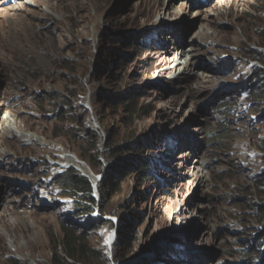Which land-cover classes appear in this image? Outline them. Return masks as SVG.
I'll return each instance as SVG.
<instances>
[{
  "label": "rangeland",
  "instance_id": "obj_1",
  "mask_svg": "<svg viewBox=\"0 0 264 264\" xmlns=\"http://www.w3.org/2000/svg\"><path fill=\"white\" fill-rule=\"evenodd\" d=\"M218 1L156 15L141 0H0L13 19L0 27V127L17 134L0 135V213H14L0 264H264V0H225L230 20ZM198 78L216 82L201 91ZM70 170L94 181L102 214L63 191ZM67 228L84 240L76 260Z\"/></svg>",
  "mask_w": 264,
  "mask_h": 264
},
{
  "label": "trees",
  "instance_id": "obj_2",
  "mask_svg": "<svg viewBox=\"0 0 264 264\" xmlns=\"http://www.w3.org/2000/svg\"><path fill=\"white\" fill-rule=\"evenodd\" d=\"M264 55V54H263ZM260 62L263 63L264 65V58L262 60H259ZM257 81L260 84V89H257V97L259 98V100L264 101V70L261 71V73L258 75L257 77ZM253 88V87H252ZM256 91L254 90V93ZM114 98H110L109 100H111V102L113 101ZM96 134V133H95ZM92 137V136H91ZM97 135H95V137L91 138L92 140V144L88 149V156L93 160V162L95 163V165H97V167H99V161H98V156L95 155V153H97V150L94 148L95 144H97L98 140H97ZM115 150V148H113ZM96 150V151H95ZM125 170L128 169V167L130 166L127 159L125 160ZM142 165H140V168H143V163H141ZM112 177V176H111ZM110 177V179H111ZM61 183L63 186V191L66 192L68 194V196L76 201H83L84 199L88 200L89 204L92 206L90 209L89 208H85L84 207V211H86V213H95L96 211H98V209H100L99 206V202L97 201V198L95 197L96 194V186L94 187L93 182L86 178L85 176H83L82 174H80L77 171L74 170H70L67 171L64 175H62L61 177ZM110 183V181L108 182V184ZM105 186H108L105 183ZM114 190L112 189V192ZM109 193L106 192V194H104L105 200H110V198L114 195H111L109 198ZM104 207V206H103ZM103 207L101 209H103ZM101 209L100 212H101ZM66 234H67V240H65V257L64 260L66 259H78L80 257H82V255L84 254V247L82 248L81 245H83V238L82 236H80L78 234L77 231L71 229V228H67L66 229ZM66 253L68 254V256H66Z\"/></svg>",
  "mask_w": 264,
  "mask_h": 264
},
{
  "label": "bare ground",
  "instance_id": "obj_3",
  "mask_svg": "<svg viewBox=\"0 0 264 264\" xmlns=\"http://www.w3.org/2000/svg\"><path fill=\"white\" fill-rule=\"evenodd\" d=\"M149 2V3H151L152 4V6H153V8H154V11L156 12V15H158V14H160L161 12H163V11H168V9H170L171 8V6H172V4H173V2L175 1V0H171L170 1V3H165V1L164 0H141V3L140 4H143V2ZM235 2V1H234ZM227 5V1H225L224 0V2H216V4L212 7V10L213 11H215L216 13H217V15H218V17H220L221 19H225V20H230V18L232 19V17L234 18V17H237V15L238 14H235L233 11H231V9L229 8L230 6H232V3L229 5V7H225ZM139 7V6H138ZM85 9V8H84ZM2 12V11H1ZM141 13V12H140ZM142 13H143V11H142ZM200 13H202V12H200ZM199 13V15H200V18L202 19V21H203V25H206V27H213L212 25H213V20L212 19H208V18H206L205 16H203L202 14H200ZM205 13V12H204ZM6 14V15H5ZM11 16H13V15H11ZM7 18V19H9V20H11V17H10V15H8L6 12L3 14V15H1L0 16V21H2L3 20V22H2V24H0V27H2L3 26V28H5L6 27V23L4 22V18ZM16 18V17H15ZM89 18H91L92 19V15H90L89 16ZM13 20V19H12ZM11 20V21H12ZM7 22V21H6ZM239 22V21H238ZM18 26V27H17ZM17 26L16 25H14V27L13 28H15V29H17V30H20L21 29V27H20V25H19V23H17ZM14 29V30H15ZM1 30V29H0ZM26 30V29H25ZM23 31V30H22ZM2 32H3V30L2 31H0V39H2L3 38V36H2ZM160 32V31H159ZM200 37H201V39L204 41V42H206V44H207V41H211L212 40V43H213V41H217V39H218V37L215 35L214 36V34H208L206 31H204V30H202V32L200 33ZM226 38H227V36H225ZM6 38H8L7 36H6ZM21 39V38H20ZM224 40V39H223ZM222 40V41H223ZM1 41V40H0ZM220 41V40H219ZM229 41V40H228ZM4 42V41H3ZM12 43V42H11ZM218 43V42H217ZM5 44V43H4ZM5 46V45H4ZM16 46V45H15ZM214 47V46H213ZM13 48V47H12ZM10 49V48H9ZM17 49V48H16ZM210 50L211 51H213L214 53H216V54H218V53H221L222 51H220V50H218V49H216V50H213V49H211L210 48ZM167 52V54H169V53H172L171 52V50H168V51H166ZM180 55V54H179ZM220 55V54H219ZM169 59L168 58H165L164 60H162V62H161V64H160V66H162V65H165V64H169ZM221 64H223V63H221ZM236 65V64H235ZM229 66H230V64H229ZM223 67V66H222ZM225 67V66H224ZM223 67V68H224ZM198 83H199V86H200V89L199 90H201V91H204L206 88H208V87H211L212 85H214L215 84V80H213V81H207V82H202V81H199V78H198ZM220 84V83H219ZM218 85V84H217ZM216 85V86H217ZM220 86V85H219ZM222 86V85H221ZM161 99V98H160ZM162 110V109H161ZM172 112H173V110H171ZM164 113H166V112H164ZM11 122V121H10ZM3 125H6L7 126V128L5 127V126H3ZM10 124H9V120L8 121H4V122H2V124H1V127H0V135H4L5 137H14V136H16L13 132L11 133L10 131V127H8ZM10 130V131H9ZM15 132V131H14ZM19 132V131H18ZM20 138H25V139H27L28 137H27V135H25L24 133H21L20 132ZM18 135V136H19ZM9 139V138H8ZM14 139V138H13ZM28 139H34V138H32V137H29ZM27 139V140H28ZM39 140V139H38ZM34 142V141H33ZM36 142V141H35ZM7 148H9V144H8V142L6 141V140H0V156H5V157H7L6 155H7V153H6V150H7ZM62 154V153H61ZM58 156V155H57ZM61 156H64V155H61ZM69 156V155H68ZM67 158V157H66ZM70 158V157H69ZM68 159V158H67ZM64 160V159H63ZM70 161H72V162H75L76 164H77V166L79 167V168H81V164L82 163H80L81 161L80 160H78L77 158H75V157H71L70 158ZM83 170H85V169H83ZM87 173V172H86ZM90 173V172H89ZM90 175V174H89ZM205 175V174H204ZM203 175V173H201L200 174V176H199V180L200 181H205L206 180V176H204ZM95 180H96V178H95ZM94 182V181H93ZM6 201V200H5ZM3 202V203H5L6 204V202ZM11 202V200H9L8 201V203H10ZM6 207V209L10 212V214H8L7 212H5V209L4 210H2V212L0 213V225L2 224L3 226H6V224H7V222H6V220H7V218H8V216H12V215H14V213H11V209L8 207V206H5ZM4 208V207H3ZM14 208V207H13ZM8 226V225H7ZM8 241H10V240H8ZM190 263L189 264H195V262L193 261V257H190Z\"/></svg>",
  "mask_w": 264,
  "mask_h": 264
}]
</instances>
